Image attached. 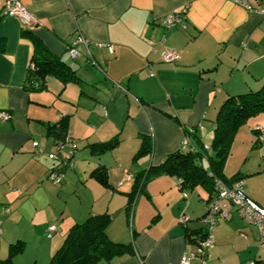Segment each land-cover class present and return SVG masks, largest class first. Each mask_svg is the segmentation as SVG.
Here are the masks:
<instances>
[{"label": "crops", "instance_id": "0c3cea01", "mask_svg": "<svg viewBox=\"0 0 264 264\" xmlns=\"http://www.w3.org/2000/svg\"><path fill=\"white\" fill-rule=\"evenodd\" d=\"M20 2L37 22L28 29L1 16L5 0H0V111L9 115L0 120V262L11 244L22 242L23 252L13 264H48L70 226L90 215L109 214L108 239L132 243L134 253L99 264H179L181 256L195 251L194 232L202 228L210 194L201 187L180 189L177 178L159 175L144 183L128 214V193L138 173L185 149L181 143L188 130L208 148L221 104L261 87L264 15L233 0ZM245 2L255 11L264 9V0ZM182 9L179 26H160L164 16ZM22 31L75 71L81 85L49 77L45 90H23L33 43ZM76 33L89 44L87 49L77 46L79 55L70 58L67 48ZM164 50L174 51L178 61L164 63ZM73 106L83 114L78 117ZM61 119L67 120L76 146L73 169L65 171L61 184H76L78 203L60 207L55 188L60 184L45 176L55 165L47 157L55 146L46 128ZM257 126L264 129V114L237 130L223 174L239 176L245 196L264 210V151L255 136ZM144 137L151 151L134 160ZM114 138V148L92 152V146ZM188 140L196 148L193 138ZM96 168L105 170L106 186L91 177ZM219 211L225 216L215 218L208 264L264 261L255 229L228 201L220 202ZM50 225L57 231L47 238ZM34 242L37 257L23 258Z\"/></svg>", "mask_w": 264, "mask_h": 264}, {"label": "trees", "instance_id": "16d2710c", "mask_svg": "<svg viewBox=\"0 0 264 264\" xmlns=\"http://www.w3.org/2000/svg\"><path fill=\"white\" fill-rule=\"evenodd\" d=\"M21 36L33 43V53L26 71L23 90L43 91L46 88V79L49 77L59 80L63 85L69 82L81 85L75 71L59 58L43 51L27 31H22ZM259 114H264V82L258 90L229 97L221 104L214 121L213 137L208 148L205 149L198 142L193 131L188 130L185 136L193 138L196 148L189 142L188 146L184 147L185 149L181 148L167 155L159 165L150 166L146 171L138 173L128 193L126 212L129 214L131 211L134 196L142 190L144 183L159 175L177 178L180 189L201 187L210 194V198L217 191L216 182L229 187L240 181L241 178L237 175L225 177L223 166L230 154V147L237 130L250 118ZM67 129V120L61 119L46 128V135L56 143L68 136ZM117 143L118 140L114 138L107 143L92 146V152L102 153L114 148ZM150 151L151 147L147 138L144 137L133 159L148 155ZM90 175L101 185L106 186V175L103 168H96ZM110 222L109 214H96L88 216L81 223L70 226L60 247L51 255L48 264L108 263L113 258L133 254L132 243H115L108 239L105 229ZM203 236V228L194 232L195 241ZM23 249L24 243L22 242L11 244L7 257L0 263L13 264V258L21 254Z\"/></svg>", "mask_w": 264, "mask_h": 264}, {"label": "built area", "instance_id": "2783aa9c", "mask_svg": "<svg viewBox=\"0 0 264 264\" xmlns=\"http://www.w3.org/2000/svg\"><path fill=\"white\" fill-rule=\"evenodd\" d=\"M233 2L242 6L249 12L264 15V9L255 11L247 6L245 0H233ZM184 12L185 9H182L179 12L164 16L160 21V26L165 30H170L179 26ZM1 16L15 18L19 21L23 29H28L37 23L33 16L26 11L20 0H5V4L1 10ZM88 44V40L82 34L76 33L70 46L67 48V55L70 58H75L79 55L76 47L83 46L87 49ZM147 44L151 45L152 42L148 41ZM101 46L105 47L110 53L113 51V47L110 45L102 44ZM160 57L161 60L167 64H174L178 61L177 54L171 50H164L161 52ZM0 120H9V115L5 111H0ZM254 132L260 148L264 151V129L257 126L255 127ZM188 144L189 140L185 137L181 145L183 147H187ZM54 146V153L48 154L47 157L52 160L55 165L47 172L45 179L54 185H59L64 180V170L71 167V159L73 158L72 153L76 149V146L75 141L69 136H66L63 140L54 143ZM204 148L206 149L207 147ZM130 178V175L125 177V179ZM241 185V181H237L229 187L220 182H216L217 191L207 202L205 213L200 218V224L203 228L204 236L195 241L194 252L184 254L180 257L179 264H208L207 253L213 245L212 231L215 225V218L220 213L219 204L222 200L228 201L230 205L235 208L237 214L243 222L247 226L255 229L257 244L260 247H264V210L245 196L241 189ZM220 214L223 217L225 216V214ZM181 221L184 222L185 219H182ZM56 231L57 230L54 225L48 226L46 230V237L51 238ZM247 264H264V261L252 260Z\"/></svg>", "mask_w": 264, "mask_h": 264}, {"label": "rangeland", "instance_id": "374dc122", "mask_svg": "<svg viewBox=\"0 0 264 264\" xmlns=\"http://www.w3.org/2000/svg\"><path fill=\"white\" fill-rule=\"evenodd\" d=\"M97 68V67H96ZM98 69V68H97ZM73 109L74 110H77V115H78V117L81 115V114H83V111H82V109L81 108H79V109H77V107L76 106H73ZM211 143V142H210ZM209 146H210V144H209ZM206 147V146H205ZM82 147L81 146H79L78 147V150H80ZM231 150V149H230ZM77 152V151H76ZM73 166H74V162H73V159H71V167H69V168H66L65 170H64V177H65V171H69V170H71V169H73ZM51 183V182H50ZM63 183V182H62ZM62 185L63 184H60V186H57V187H55V188H57V190L59 191V193L56 195L57 196V202H58V206H64L65 204L66 205H72V206H74V205H76L77 203H78V199H77V194H76V192L78 191V189H76L75 188V183H73V184H68L69 186L68 187H62ZM63 188H68V189H66V190H63ZM38 216V215H37ZM36 216V218H35V220L36 221H38L39 219H38V217ZM54 223H56L55 221H53ZM59 223V222H58ZM36 233L37 234H39V232L38 231H36ZM39 235H41V234H39ZM38 235V236H39ZM44 237V236H43ZM32 239V238H31ZM35 243V245H32V244H28V246H26V249H25V255H24V257L23 258H35V257H37V252L40 250L39 249V245H38V243H36V242H34ZM32 260H30V261H28L27 262V264H29L30 262H31Z\"/></svg>", "mask_w": 264, "mask_h": 264}]
</instances>
